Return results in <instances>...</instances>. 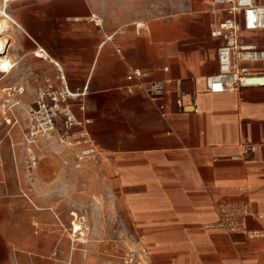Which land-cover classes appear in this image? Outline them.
Instances as JSON below:
<instances>
[{
  "label": "crops",
  "instance_id": "1",
  "mask_svg": "<svg viewBox=\"0 0 264 264\" xmlns=\"http://www.w3.org/2000/svg\"><path fill=\"white\" fill-rule=\"evenodd\" d=\"M36 2L21 21L11 14L18 25L12 30L19 29L12 54L26 62L14 82L29 84L35 106L47 93L52 110H73L84 122L78 132L87 131L99 149L93 176L107 184L109 211L147 248L145 264H264V237L217 226L226 202L264 213V86L215 93L206 83L219 72L223 43L211 29L226 12L215 11L211 0ZM243 35L264 47V32ZM243 65L264 72V60ZM132 68L144 75L129 81ZM159 81L166 90L153 100L147 89ZM24 209L4 224L0 264L109 261L70 252L66 221L51 205ZM260 226L249 222L251 229Z\"/></svg>",
  "mask_w": 264,
  "mask_h": 264
},
{
  "label": "rangeland",
  "instance_id": "2",
  "mask_svg": "<svg viewBox=\"0 0 264 264\" xmlns=\"http://www.w3.org/2000/svg\"><path fill=\"white\" fill-rule=\"evenodd\" d=\"M29 5L36 6V0H13L6 6L0 0V9L19 21ZM0 15V19L6 17ZM18 32L16 28L7 36L12 42L8 53L17 63L15 69L9 74L0 72V86L10 87L0 91V104H7V110L0 108V236L6 228L4 224L26 214L25 203L51 205L56 218L66 221L70 252L78 251L80 258L93 252L102 254L103 258L109 259L102 261L104 264H145L141 254L143 246L130 236L119 214L109 211L107 184L93 176L94 166L98 164L86 160L78 166L81 146L62 147L65 146L61 142L66 129L65 113L73 114V110L36 108L39 103L35 106V99L29 97V84L14 82V71H23L26 63L12 54L18 48ZM61 102L57 100V103ZM31 106L35 110H27ZM49 118L55 123V129L48 131L56 136L55 143L43 137V128ZM77 128L74 126L72 130L78 131ZM33 138L36 141L32 142ZM57 145L62 148V154ZM61 165L67 171L64 178H60ZM78 221L82 223L85 235H77L74 231ZM0 255H4L2 250ZM131 256L132 262L129 261Z\"/></svg>",
  "mask_w": 264,
  "mask_h": 264
},
{
  "label": "built area",
  "instance_id": "3",
  "mask_svg": "<svg viewBox=\"0 0 264 264\" xmlns=\"http://www.w3.org/2000/svg\"><path fill=\"white\" fill-rule=\"evenodd\" d=\"M215 11L226 12L218 23L211 29L213 37L222 38L223 43L218 48L219 72L208 76L206 83L211 92H224L226 90L237 91L245 86H264V72L251 70L244 62L263 61L264 47L255 42L245 40L244 32H264V4L257 3L255 0H211ZM59 66V65H58ZM144 72L140 68H132L127 79L129 81L141 77ZM128 89L132 91L133 86ZM166 90L164 81L154 82L147 89L148 96L156 100L160 98ZM43 93L39 105L42 110H52L44 97ZM52 101L57 102V95L50 93ZM182 110H187L183 100H178ZM163 112L164 106L159 105ZM66 129L62 134L61 142L64 145L81 146L80 153L77 155L78 165L82 161L91 160L99 162V149L92 144L87 131H74L72 128L82 125L84 122L79 120L74 114L66 111ZM48 131L55 129L52 118L47 121ZM219 221L217 226L234 233L247 234L253 237H264V213L252 211L248 203L226 202L219 206ZM260 222L261 226L251 229L250 220ZM143 261H146L148 250L143 246L141 249ZM134 260L133 256L129 261Z\"/></svg>",
  "mask_w": 264,
  "mask_h": 264
},
{
  "label": "bare ground",
  "instance_id": "4",
  "mask_svg": "<svg viewBox=\"0 0 264 264\" xmlns=\"http://www.w3.org/2000/svg\"><path fill=\"white\" fill-rule=\"evenodd\" d=\"M11 1H13V0H3V3L6 6V4L11 2ZM0 13L2 15L6 16V17L0 19V72L9 74L12 71V69L14 68L15 64H14L13 60L11 59V57L9 55L5 54V52L9 46V44L12 43L11 40L9 39L10 37L8 38L7 36L9 33H11V30H12L15 22H13L11 17L6 13V11L4 9H0ZM43 55H44V53H43ZM1 107H4V104H0V108ZM43 131H44L43 137H45L47 139L48 138L50 139L52 137H56L53 134V132H48V129L45 126L43 128ZM40 132H42V131H40ZM37 133H38V131L35 134H37ZM34 141H36L35 138H33L32 142H34ZM62 147L66 148V145L62 146ZM79 230H81L80 234H82V235L85 234V231L82 229L81 223H77V226L74 229V231H76V232H78Z\"/></svg>",
  "mask_w": 264,
  "mask_h": 264
}]
</instances>
